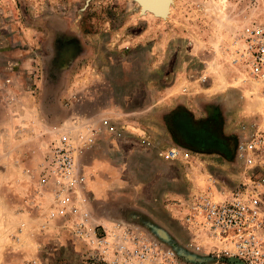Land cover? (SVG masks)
<instances>
[{
	"label": "rangeland",
	"instance_id": "1",
	"mask_svg": "<svg viewBox=\"0 0 264 264\" xmlns=\"http://www.w3.org/2000/svg\"><path fill=\"white\" fill-rule=\"evenodd\" d=\"M167 4L157 15L136 0H0V237L23 229V242L0 246V264H77L80 247L66 224L40 230L52 204L36 190L48 142L76 115L109 122L81 166L95 218L139 214L190 264L194 253L213 249L211 238L185 226L184 215L202 190L217 197L244 181L233 135L263 101L249 96L254 84L243 86L233 59L243 26L264 19V0ZM167 85L175 97L187 87L200 105L134 113L137 95ZM103 110L108 114L95 115ZM170 147L189 155L166 161ZM24 210L28 215H17Z\"/></svg>",
	"mask_w": 264,
	"mask_h": 264
},
{
	"label": "built area",
	"instance_id": "2",
	"mask_svg": "<svg viewBox=\"0 0 264 264\" xmlns=\"http://www.w3.org/2000/svg\"><path fill=\"white\" fill-rule=\"evenodd\" d=\"M233 63L242 72L243 86L254 84L262 108L241 119L236 128L234 155L241 162L244 181L224 188L215 197L210 188L195 194L184 215L185 226L197 237L213 240L212 256L234 257L243 264H264V19H251L236 39ZM199 81H207L205 75ZM186 91V87L182 88ZM107 119L95 121L76 115L50 139L36 170V190L51 197L40 230L61 221L77 242V264H184L175 252L140 226L120 220H98L88 207L87 173L83 157L99 139ZM188 152L170 147L166 161L186 159ZM23 229L12 235L15 242ZM203 244L196 241L195 249ZM39 258L23 264H43ZM11 264V263H2ZM215 264H228L218 262Z\"/></svg>",
	"mask_w": 264,
	"mask_h": 264
},
{
	"label": "crops",
	"instance_id": "3",
	"mask_svg": "<svg viewBox=\"0 0 264 264\" xmlns=\"http://www.w3.org/2000/svg\"><path fill=\"white\" fill-rule=\"evenodd\" d=\"M185 86L181 87V92L183 91L182 88ZM170 85L167 86H162V87H151L150 91L146 90V92H144L142 95H137L135 97V99H133L131 101V107H133L134 109V113H144L147 114L148 112L150 113V115H168L167 113L170 112L171 110H173L174 108L177 107H188L189 109H191L192 111L195 110L194 107L197 105H200V101H195L196 99H199V95L195 94L194 92H188V89L186 87V91L182 92L181 97H175L174 95H172L173 91H170ZM171 92V93H170ZM185 92V93H184ZM205 98V97H202ZM201 98V100H202ZM205 100V99H203ZM197 102V103H196ZM108 105V104H107ZM103 107H108V106H104ZM139 110H137V109ZM137 110V111H135ZM107 110H103L101 112H99L98 114L95 115H105L108 114L106 112ZM196 115V114H194ZM107 116H101L96 118L97 120L99 119H106ZM94 118V117H92ZM108 120V119H107ZM236 132L234 133L233 136H235ZM9 211H7L8 213L10 212H15L16 210H13L12 207L8 209ZM13 210V211H12ZM17 215H28L27 210H24V212L18 213ZM99 220H103L105 221L104 218H99ZM0 231L2 232V228L0 227ZM16 232V229L12 230L9 232V234H7L6 238H2L0 237V246L2 244L7 243L8 241L10 243H15V241L12 239V235L13 233ZM23 233V231H22ZM37 233V234H36ZM39 236L38 234V229L37 231L34 232L32 239L34 241H36V245H38L40 243V241L37 239ZM27 241V240H26ZM23 242V239H21L19 237V241L18 243ZM28 242H30V240H28ZM35 246V245H34ZM9 260V259H8ZM5 261L6 262H8ZM8 263H13V264H23L22 259L19 261V259L15 260V261H9Z\"/></svg>",
	"mask_w": 264,
	"mask_h": 264
},
{
	"label": "water",
	"instance_id": "4",
	"mask_svg": "<svg viewBox=\"0 0 264 264\" xmlns=\"http://www.w3.org/2000/svg\"><path fill=\"white\" fill-rule=\"evenodd\" d=\"M136 1L141 5V8H148L150 11H152L154 14H157V15H160L158 13H160L164 9L167 11L168 0H165L166 1L165 3L167 5L166 7L163 3V0H136ZM143 4H146V5H143ZM117 219L123 222H127L130 224L140 226L141 228L145 229L154 238H156L157 240H159L160 242L164 243L166 246L171 248L175 252L177 257L181 260L182 263L190 264L188 263V261H186L183 258L181 252L176 248V244L171 241L170 237L161 236L154 229L149 228L147 224L144 222V220L140 217L139 214H135L130 217H119ZM194 254L195 255L193 256V258H191V261H190L192 264H215L218 262H226L228 264H243L242 262H240L238 259L234 257L212 256V255L203 254V253H200V254L194 253Z\"/></svg>",
	"mask_w": 264,
	"mask_h": 264
},
{
	"label": "bare ground",
	"instance_id": "5",
	"mask_svg": "<svg viewBox=\"0 0 264 264\" xmlns=\"http://www.w3.org/2000/svg\"><path fill=\"white\" fill-rule=\"evenodd\" d=\"M163 3H164V0H163ZM143 5H146V4H143ZM164 5H165V3H164ZM165 7H166V5H165ZM158 14H160V15H161V14H162V15H163V14H166V10L164 9V10H162V11H161L160 13H158Z\"/></svg>",
	"mask_w": 264,
	"mask_h": 264
}]
</instances>
